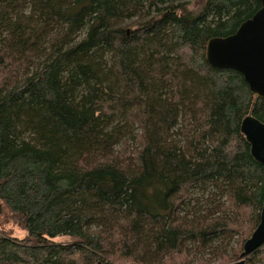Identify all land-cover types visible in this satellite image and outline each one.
I'll return each mask as SVG.
<instances>
[{
    "label": "trees",
    "instance_id": "1",
    "mask_svg": "<svg viewBox=\"0 0 264 264\" xmlns=\"http://www.w3.org/2000/svg\"><path fill=\"white\" fill-rule=\"evenodd\" d=\"M198 1L0 0V214L25 232L0 229V264L238 260L264 198L239 127L264 98L205 46L260 3Z\"/></svg>",
    "mask_w": 264,
    "mask_h": 264
},
{
    "label": "water",
    "instance_id": "2",
    "mask_svg": "<svg viewBox=\"0 0 264 264\" xmlns=\"http://www.w3.org/2000/svg\"><path fill=\"white\" fill-rule=\"evenodd\" d=\"M260 8L239 24L236 31L225 37H212L205 46L206 61L219 69L239 72L249 91L264 98V0H258ZM240 132L249 145L250 154L264 166V123L249 111L240 121ZM1 221V215H0ZM264 243V198L259 222L251 235L243 242L238 260L227 264H246V257ZM96 264H115L97 261Z\"/></svg>",
    "mask_w": 264,
    "mask_h": 264
},
{
    "label": "rangeland",
    "instance_id": "3",
    "mask_svg": "<svg viewBox=\"0 0 264 264\" xmlns=\"http://www.w3.org/2000/svg\"><path fill=\"white\" fill-rule=\"evenodd\" d=\"M190 1V9H192L193 11H197L198 8L200 7L199 1L198 0H189ZM134 21V20H132ZM131 21V22H132ZM127 23V22H126ZM224 200V198H222V201ZM1 221H0V229H3L4 231H6L10 236L18 238V239H22L25 237V232L23 230H21L18 226H16L13 221L11 220V218L8 216L7 212L4 210L1 214ZM55 243H59V244H71L72 243V239L68 236H58L56 238L52 239ZM226 243L223 242L220 244H215L218 245V247H222L223 245H225ZM237 245V238L233 237L232 239H230L228 245L225 246V249H220L223 250L225 252V254H231L232 253V249L236 248ZM214 248V246H213ZM222 251V252H223ZM207 258V256H206ZM103 261H109L115 264H138L137 262H132V263H128V262H119V261H111L109 259H105ZM233 261V260H232ZM230 261V262H232ZM228 263V262H227ZM227 263H222L219 260L218 261H212V262H208L206 264H227Z\"/></svg>",
    "mask_w": 264,
    "mask_h": 264
}]
</instances>
